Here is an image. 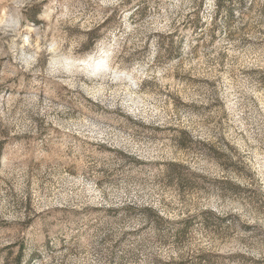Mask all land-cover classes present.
I'll list each match as a JSON object with an SVG mask.
<instances>
[{
	"label": "rangeland",
	"instance_id": "obj_1",
	"mask_svg": "<svg viewBox=\"0 0 264 264\" xmlns=\"http://www.w3.org/2000/svg\"><path fill=\"white\" fill-rule=\"evenodd\" d=\"M0 264H264V0H0Z\"/></svg>",
	"mask_w": 264,
	"mask_h": 264
}]
</instances>
